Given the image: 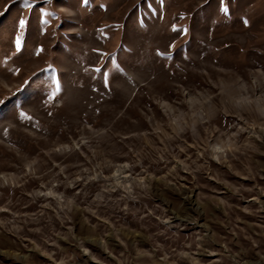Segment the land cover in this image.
I'll return each mask as SVG.
<instances>
[{
  "label": "rangeland",
  "instance_id": "1",
  "mask_svg": "<svg viewBox=\"0 0 264 264\" xmlns=\"http://www.w3.org/2000/svg\"><path fill=\"white\" fill-rule=\"evenodd\" d=\"M29 3L0 0V264H264V0Z\"/></svg>",
  "mask_w": 264,
  "mask_h": 264
},
{
  "label": "snow or ice",
  "instance_id": "2",
  "mask_svg": "<svg viewBox=\"0 0 264 264\" xmlns=\"http://www.w3.org/2000/svg\"><path fill=\"white\" fill-rule=\"evenodd\" d=\"M24 3L28 4L29 6H31V4L29 3V0H24ZM224 11L227 12L228 10L225 8ZM26 24H27V21L24 20V19H20L18 21V27L21 28V29L24 28ZM16 44H17V47H19V45H20L19 37H17V39H16ZM217 150L218 151H222V149H217ZM49 195H51V194L49 193Z\"/></svg>",
  "mask_w": 264,
  "mask_h": 264
}]
</instances>
